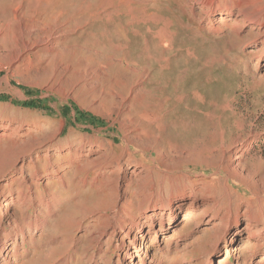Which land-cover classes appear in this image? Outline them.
<instances>
[{
	"label": "rangeland",
	"instance_id": "obj_1",
	"mask_svg": "<svg viewBox=\"0 0 264 264\" xmlns=\"http://www.w3.org/2000/svg\"><path fill=\"white\" fill-rule=\"evenodd\" d=\"M49 1L0 0V264H147L159 249L178 264L174 242L192 240L183 264H218L212 201L223 228L243 214L223 264H264L263 43L227 34V0ZM45 36L49 50L23 48ZM168 203L183 204L166 224ZM150 206L160 233L139 257L122 260V232L97 243L113 216Z\"/></svg>",
	"mask_w": 264,
	"mask_h": 264
},
{
	"label": "bare ground",
	"instance_id": "obj_2",
	"mask_svg": "<svg viewBox=\"0 0 264 264\" xmlns=\"http://www.w3.org/2000/svg\"><path fill=\"white\" fill-rule=\"evenodd\" d=\"M195 1L200 4V8L204 7V8L210 9V7L217 0H195ZM227 1H228V3H227L228 6H226V9L224 10L225 11L224 14L230 15L231 18H232V20L230 21L231 23L228 25V29H227L228 33L227 34H229L231 36V38L235 41V43H239L245 37L252 36L254 38V43H256V42H260V43L262 42L263 43L262 47H263V51H264V0H227ZM44 2L42 3V5L45 4ZM49 2H47V3H49ZM50 4H52V3H50ZM185 6H187V5L185 4ZM49 7H50V5H49ZM49 7H47V6L42 7V9L40 11V15L42 16V18L47 17L46 15H48L49 12L51 11V9ZM212 11H213V9L210 10V12H212ZM209 20H211V19H209ZM247 26H248V28H247ZM31 29L32 28H30V30ZM258 39H261V41H258ZM232 43H233V41H232ZM37 44H41V46H43V47L45 46V48H44L45 50H49L51 48L50 47L51 42L49 41V39L47 37L46 38L42 37V39L39 40V41L36 40V39L31 40V42L25 41L23 43V48L24 49H31ZM260 50L261 49H258L257 51L261 52ZM151 60H153V59H151ZM160 62L161 61H159L158 63H160ZM153 75L156 76L155 74H153ZM239 141H240V135L235 136L234 138H232L231 141H229V144H228L226 149H229V150L235 149V147L239 143ZM224 152H225V150H224ZM232 152L233 153H231V154L232 155L234 154V155H233L232 159L231 158L230 159L233 161L238 156V154L236 156L235 155L236 153L234 151H232ZM227 164L229 165V164H231V162L227 161L225 166H227ZM225 166H221L220 165L218 167V169L221 170L223 168L224 171H225V169H226ZM229 166H228V168H229ZM229 178H230L229 175H225V177L221 179V181L223 182V185H224L225 188H226V184L225 183L228 182L227 180ZM181 199L183 200V199H186V198H185V196H182ZM8 204L9 203L6 201L3 205L7 206ZM180 204H183V203H179V204H176L174 206H172L170 203H168V207L166 208L168 212H167L166 218H165L166 219V224H169V223H171V222H173L175 220L176 215L178 213V210L180 209V207L178 205H180ZM216 204H217V202L212 201L211 203H209V210L206 209L207 207L206 208L203 207L205 210H201V211L204 212L203 215L207 216V223H209L211 225L210 227L205 226V228L203 230L204 231L203 233L204 234L208 233L210 228H211V230L216 231L217 236H218L217 237V241H218V239H221L224 242V257L223 258H226V257H228V251H229V248L227 247V242H231L232 239H233L232 238L233 235L238 232L239 219H240V217L243 214L239 213V211L237 210L235 212V214H234V218H232L231 221H229V217H228V219L226 220L228 222V224H227V226L225 228H223L222 225H221L222 215H219L218 214V210L214 209ZM188 206L193 207L192 203H190V202L188 203ZM153 209H154L153 206L146 207L143 211L140 212L139 215L130 217L129 221H127V222L125 220L121 219L120 217L118 218V217L113 216L111 219H109L108 223L106 224V228L104 230H101L100 232L97 233V235L95 237L97 243L100 242V239L104 235H107L111 239V237L115 236L117 233H121L122 232V236L130 238V242H129L130 247L125 251L124 256L122 257V260H125V262L129 263L134 257H139V254L142 253L141 250L144 251V240H145L144 237L146 235H148V236H151V239H154L157 236V233L158 232L160 233V229L154 230L151 234H150V231H149L151 225L153 224V222L157 218V217L154 218V216L152 217V215H147V214H149L148 212H150V211L152 213ZM163 210H164V208H163ZM224 214L225 213H223V215ZM258 214H260L258 211H254V210H251V209L247 210L245 212V214H244V217H245V220H246V224L243 226V228L247 232L248 238H255L256 240L259 241V240L263 239V237L259 235V231L257 229L254 230L250 226L251 224L257 222V219H259ZM141 216H142L143 219L141 218ZM194 218H195V216L193 217V219ZM146 223H147V225H146ZM127 224H129L128 227H126ZM161 225H162V223H161ZM146 226H147V229L144 230V228ZM184 227H186V226H184ZM137 232H142L143 234L137 236L136 235ZM175 236H176V233L174 234V232H173L171 236L166 237V240L167 239L168 240L172 239V242H173L175 240L174 239ZM256 237L259 238V239H257ZM196 238L198 239V237H196ZM174 245L175 246L173 248V252H172V255H171L170 258L172 260H176L177 259L178 264H183L182 263L183 262V257L186 256L191 251H194V249H195L193 247L194 246V241L193 240L191 242L190 241L186 242L185 244L183 243V245H181V246H178L179 245L178 242H174ZM216 245H217V242L215 243L214 248L217 247ZM241 246L242 247H240V248L242 250L250 249L249 242L248 243H244ZM159 250H160L159 253L152 252L151 255H149L150 257H149V260L147 261V264H161L160 261H161V258H163L162 257L163 255H161V252H162L161 250L162 249H159ZM232 250H239V248L233 247ZM167 251L168 250H166L165 253H167ZM11 252H13V250H11ZM13 253H12V255H13ZM145 254L146 253L144 252L143 256L141 257V260H139L140 263L145 261V259L147 258V254L146 255ZM223 258L217 260L218 264H223V262H224Z\"/></svg>",
	"mask_w": 264,
	"mask_h": 264
}]
</instances>
